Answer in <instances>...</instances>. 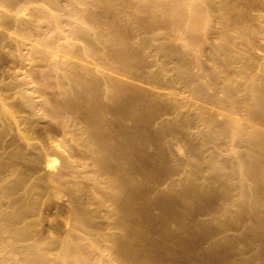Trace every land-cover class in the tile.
<instances>
[{
    "label": "bare ground",
    "instance_id": "bare-ground-1",
    "mask_svg": "<svg viewBox=\"0 0 264 264\" xmlns=\"http://www.w3.org/2000/svg\"><path fill=\"white\" fill-rule=\"evenodd\" d=\"M0 264H264V0H0Z\"/></svg>",
    "mask_w": 264,
    "mask_h": 264
}]
</instances>
